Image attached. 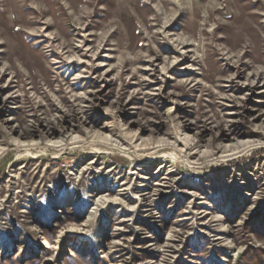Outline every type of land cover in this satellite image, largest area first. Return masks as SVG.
<instances>
[{"label":"rangeland","instance_id":"obj_1","mask_svg":"<svg viewBox=\"0 0 264 264\" xmlns=\"http://www.w3.org/2000/svg\"><path fill=\"white\" fill-rule=\"evenodd\" d=\"M72 3L0 0V264H264V0Z\"/></svg>","mask_w":264,"mask_h":264},{"label":"bare ground","instance_id":"obj_2","mask_svg":"<svg viewBox=\"0 0 264 264\" xmlns=\"http://www.w3.org/2000/svg\"><path fill=\"white\" fill-rule=\"evenodd\" d=\"M56 4H58V9L61 11V14L60 15H64L65 11H66V8L62 5V4H59V2L57 1ZM76 4H87V0H73V3L71 5H76ZM76 8V7H75ZM75 22V21H74ZM78 23V22H77ZM67 27V26H66ZM68 28V27H67ZM66 28V30H67Z\"/></svg>","mask_w":264,"mask_h":264}]
</instances>
